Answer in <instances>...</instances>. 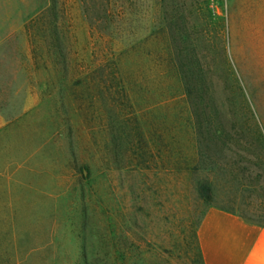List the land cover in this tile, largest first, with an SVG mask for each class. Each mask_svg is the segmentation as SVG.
<instances>
[{
  "label": "rangeland",
  "instance_id": "1",
  "mask_svg": "<svg viewBox=\"0 0 264 264\" xmlns=\"http://www.w3.org/2000/svg\"><path fill=\"white\" fill-rule=\"evenodd\" d=\"M244 1L103 0L114 24L134 26L129 37L139 45L132 57L140 56L135 75L151 79L128 103L117 84L94 96L89 65L106 50L103 42L94 44L101 32L90 27L83 0H58L71 59L62 85L40 37L34 40L24 30L49 0H0V162L8 166L0 173L11 180V209L45 213L37 221L45 227L46 242L53 237L57 264H104L108 250L115 264H128L131 252L140 250L148 260L156 250L162 264H199L194 232L207 207L190 177L168 171L166 150L157 175L124 176L110 158L108 135L132 111L146 133L161 123L167 135L174 118L189 117L177 77L155 75L166 69L161 57L174 53V41L185 49L189 44L199 58L205 113L212 94L213 114L254 121L264 133L259 73L251 74L245 58L250 45L245 21L253 11ZM255 12L259 16L260 10ZM223 36L225 53L220 51ZM74 77L85 78L83 85L72 84ZM199 191L206 193L203 187ZM231 197L243 211L259 212L254 200L236 192Z\"/></svg>",
  "mask_w": 264,
  "mask_h": 264
},
{
  "label": "trees",
  "instance_id": "2",
  "mask_svg": "<svg viewBox=\"0 0 264 264\" xmlns=\"http://www.w3.org/2000/svg\"><path fill=\"white\" fill-rule=\"evenodd\" d=\"M83 1L86 3L85 18L90 27L102 34H98L94 44L103 42V48L106 50L103 55L93 57L89 65L90 75L95 77L93 82L97 87V94L94 96L104 95V90L110 89L111 84H117L121 90V98L132 103L135 89L139 88L143 81L150 79L146 75L141 78L137 73L135 75V65L138 64L140 56L132 57L137 54L139 45V42L129 37L134 34V26L131 23L114 24L103 0ZM63 14L64 10L60 9L58 0H49L48 5L24 26L30 37H34V40L35 36L40 37L44 43V55L55 68V80L60 85L65 80L68 64L71 63L67 50L70 47L67 45L69 30L64 27L66 21ZM221 26L224 32V25ZM147 40L148 38L145 39ZM174 50L168 58L161 57L166 69L155 75L160 80L170 75L177 77L183 98L188 104L189 117L174 118L169 123L165 135L164 130L159 129L161 123L157 125V130L151 129L146 133L136 113L132 111L131 115L120 121L117 132H109L108 135V152L111 160L117 165L116 170H122L126 177L146 171L157 175L160 171L158 162L163 156V150H166L168 171L174 177L182 173L190 177L191 185L196 188L198 199L203 205L236 214L246 221L264 226V133L254 121L217 117L213 114L215 107L211 99L212 94L209 97V111L205 113L201 104L202 93L206 89H203L204 85L201 83L203 80L199 58L189 44L185 49L174 41ZM220 51L225 53L224 36ZM32 52L36 57L37 50L34 48ZM142 56L145 61H149L148 52ZM105 71L107 72L103 77ZM152 74L153 79L154 73ZM73 79L72 84L80 86L85 78ZM201 187L206 191L205 195L199 191ZM232 192L240 193L244 200H254L259 212L243 211L231 197ZM194 238L197 262L203 264L196 230ZM106 253L108 258L104 264H115L111 258L114 252L108 250ZM117 253L119 256L123 255L120 251ZM151 256L154 258L148 260L146 251L140 250L136 254L131 252L128 264H162L156 250L152 251Z\"/></svg>",
  "mask_w": 264,
  "mask_h": 264
},
{
  "label": "crops",
  "instance_id": "3",
  "mask_svg": "<svg viewBox=\"0 0 264 264\" xmlns=\"http://www.w3.org/2000/svg\"><path fill=\"white\" fill-rule=\"evenodd\" d=\"M244 4L253 11L245 21V40L250 43L245 58L251 74L259 73L264 122V0H245ZM232 6L237 8V3ZM7 168L5 161L0 162V170ZM10 186L11 180L0 173V264H57L53 237L46 242L45 227L37 221L45 213L11 209ZM196 239L203 264H264V226L236 214L207 208L196 228Z\"/></svg>",
  "mask_w": 264,
  "mask_h": 264
}]
</instances>
